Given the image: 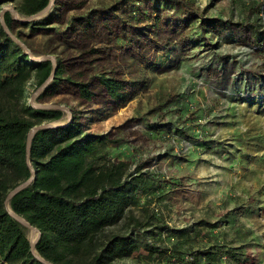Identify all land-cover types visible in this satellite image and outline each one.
Wrapping results in <instances>:
<instances>
[{"label": "trees", "instance_id": "16d2710c", "mask_svg": "<svg viewBox=\"0 0 264 264\" xmlns=\"http://www.w3.org/2000/svg\"><path fill=\"white\" fill-rule=\"evenodd\" d=\"M49 1L0 0V11L10 5L18 18L30 17ZM191 1L112 0L96 7L91 0H54L40 18L20 22L7 10L2 19L31 54L26 39L43 35L53 47L48 53L55 56L54 77L37 102L68 96L80 105L99 99L120 109L147 94L153 105L143 119L155 120L146 124V132L162 137L168 133L170 114L180 111V99L171 86H151L147 75L174 68L193 44L208 46L209 33L222 30L230 37V28L202 17ZM263 10L264 0L245 7L246 15ZM249 19L232 26L250 31L251 45L261 51L264 32ZM193 23L195 29L190 28ZM51 68L50 60H31L0 23V264H45L37 257L51 264H117L127 259L129 264L253 263L248 246L255 237L238 219L253 210L237 205L233 221L229 214L216 222L200 219L170 226L152 205L169 197L171 183L157 169L150 170L146 160L132 161L131 169L130 160L110 154L109 146L124 142L122 127L89 133L71 110L70 121L33 133L27 157L31 128L63 120L59 109L25 103L26 85L38 89ZM263 96H255L258 106H264ZM32 170L34 178L13 195L8 208L40 232L35 253L27 229L5 206L6 196ZM121 222L126 233L107 232Z\"/></svg>", "mask_w": 264, "mask_h": 264}, {"label": "rangeland", "instance_id": "374dc122", "mask_svg": "<svg viewBox=\"0 0 264 264\" xmlns=\"http://www.w3.org/2000/svg\"><path fill=\"white\" fill-rule=\"evenodd\" d=\"M111 1L91 0V4L98 7ZM253 1L262 2L191 1L202 17L230 28V37L226 39L222 30L209 33L205 43L208 46L193 44L185 59L174 68L147 75L151 86L159 83L171 86L180 99L176 106L180 111L170 114L166 121L168 133L162 137L148 136L146 132V124L155 120L149 116L148 122L143 119L153 105L147 94L120 109L99 99L90 105H80L68 96L42 103L69 108L70 114L63 111V120L57 125L71 119L73 110L86 132L107 134L122 127L120 136L124 142L109 146L110 154L131 162L146 160L150 170L157 169L171 183L169 197L152 207H158L172 227L187 226L200 219L216 222L229 214L228 220L233 221L234 207H250L253 212L248 209L238 219L255 237L249 238L248 246L252 264H264V106H258L255 99L264 95V47L261 51L255 49L249 40L252 33L232 26L248 16L264 32V10L258 15L251 12L246 15L245 7ZM7 7L11 6L3 8ZM196 26L193 23L190 28ZM26 40L36 58L52 55L48 52L53 47L45 36ZM58 51L57 48L54 53L57 55ZM36 90L32 83L26 85L25 103ZM37 96L32 102L40 105ZM134 166L132 162L131 169ZM126 228L121 222L107 232L124 234ZM27 232L30 240L37 237L36 232ZM131 262L127 259L117 264Z\"/></svg>", "mask_w": 264, "mask_h": 264}, {"label": "water", "instance_id": "95a60500", "mask_svg": "<svg viewBox=\"0 0 264 264\" xmlns=\"http://www.w3.org/2000/svg\"><path fill=\"white\" fill-rule=\"evenodd\" d=\"M53 1L54 0H50L49 3L46 5V7L44 9H42L41 11H39V13L33 15V16H30V17H24V18H18L17 17V13L16 11L14 10V8H11V7H7V8H3L1 11H0V23L3 25L4 27V30L10 34L12 40H14L16 43H18L22 48L23 50H25L26 54L29 56V58L31 60H34V61H38V62H41V60H50L51 61V64H52V68H51V74L49 76V78L43 82L41 84V86L36 90V92L30 97L29 99V104L32 105L33 107L37 108V109H56V110H61V111H64L66 112L67 114H70V110L68 107L64 106V105H49V104H46V103H42L40 105H35L32 101L34 99L35 96L39 95L42 90L45 88V85L52 80V78L54 77V73H55V57L53 55H43L41 58H36L34 55L31 54V52L29 51L28 47L23 44L20 40L16 39L6 28L5 24H3V19H2V15L7 11L9 10L12 15L15 17L16 20L20 21V22H24V21H29V20H32V19H37V18H40V16H42L44 13H46L50 8H51V5L53 4ZM70 121V119L68 120ZM61 125V124H59ZM59 125H56V124H53V123H43L41 125H37V126H34L31 128L30 132L28 133V137H27V141H26V152H27V157L29 156V148H30V143H31V139L33 137V133L38 131V130H43V128H52V127H58ZM35 176V172L32 170V173H31V176L28 178L27 181H25L24 183H21L20 185L16 186L14 189H12V191L9 192V194L6 196L5 198V206L7 207V210L9 211V202H10V199L13 197V195L18 192L19 190L23 189L24 187H26L28 185V183L34 178ZM9 214L11 216H14L27 230H31L33 232H36L37 233V237L31 241L30 243V248L32 250L33 253H35V247H34V244L36 243L39 235H40V232L35 228L33 227L32 225L28 224L24 219L20 218L19 216H16L14 213H11L9 211ZM42 263H45V264H51V263H48L47 261L45 262L43 259L37 257Z\"/></svg>", "mask_w": 264, "mask_h": 264}, {"label": "bare ground", "instance_id": "6f19581e", "mask_svg": "<svg viewBox=\"0 0 264 264\" xmlns=\"http://www.w3.org/2000/svg\"><path fill=\"white\" fill-rule=\"evenodd\" d=\"M34 240V238H32V240L31 241H33Z\"/></svg>", "mask_w": 264, "mask_h": 264}]
</instances>
